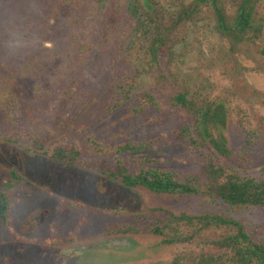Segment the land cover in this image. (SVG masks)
I'll return each instance as SVG.
<instances>
[{"label": "rangeland", "instance_id": "rangeland-1", "mask_svg": "<svg viewBox=\"0 0 264 264\" xmlns=\"http://www.w3.org/2000/svg\"><path fill=\"white\" fill-rule=\"evenodd\" d=\"M80 1L87 8L75 24L60 18L55 0H0V113L9 103L21 113L12 126L0 120V139L17 133L29 144L88 135L107 145L151 142L145 165L192 181L204 194L129 191L0 140V198L9 204L7 223L0 215V264H187L199 255L234 264L214 244L226 231L171 246L151 231L164 227L169 213L213 214L242 222L264 242V208L227 206L208 192L222 173L264 181V0L254 3L253 29L243 36H222L209 12L178 28L171 54L164 49L148 73L151 38L129 0ZM160 1L172 10L194 2ZM236 3L226 0L230 18ZM183 92L197 104L218 105L215 135L229 155L199 138L197 118L174 100ZM107 164L114 168L115 159Z\"/></svg>", "mask_w": 264, "mask_h": 264}, {"label": "trees", "instance_id": "trees-1", "mask_svg": "<svg viewBox=\"0 0 264 264\" xmlns=\"http://www.w3.org/2000/svg\"><path fill=\"white\" fill-rule=\"evenodd\" d=\"M99 2V0H96ZM257 0H238L236 11L232 18L227 15L226 0H194L186 10H172L165 7L160 0H129L130 11L138 18L140 24L147 28V36L151 38L152 61L147 63L145 72L151 71L152 63L157 61L161 52L166 49L171 54L172 34L178 28L201 21L209 13L213 14L218 22V31L222 36H243L252 30L254 3ZM59 16L63 20L75 18L86 8L78 0H55ZM101 2V0H100ZM207 8L208 11L202 8ZM86 14H89L85 12ZM75 17V18H73ZM71 19V20H70ZM77 24V23H75ZM140 73V72H139ZM139 73L131 81L132 86L139 83L142 75ZM146 102H154L152 95L144 94ZM176 105H181L186 111L197 118L196 132L199 138L207 140L222 154L229 155L225 141L216 137L217 104L203 102L197 104L189 93L183 92L174 97ZM2 109V107H1ZM0 113V120H7V125H14L19 117L18 104L9 103ZM21 116V115H20ZM188 132V130H187ZM189 133V132H188ZM193 137V136H192ZM31 139V138H28ZM194 139V137H193ZM6 144L14 145L25 153L38 154L73 168H81L89 172L98 173L118 186L129 191H148L158 196L173 199L192 198L203 195L200 187L192 181L178 178L170 171L159 170L145 165L148 160L143 155L154 150L151 142H127L116 145H107L94 135H88L80 141H71L64 138H51L41 141L34 139L31 144L24 142V136L12 134L0 139ZM194 142V140H193ZM133 158V163H129ZM102 160L98 162V160ZM115 159L116 166L110 167L108 160ZM126 159V160H123ZM135 164V165H134ZM15 179L20 178L17 172L9 170ZM223 178V179H222ZM7 182H4L6 185ZM209 194L227 206H246L264 208V181L242 179L235 175L222 173L209 187ZM9 214V204L5 196L0 198V215L5 223ZM168 221L164 227L152 229L151 233L163 239V244H187L211 231H226L214 242L221 252L227 254V261L234 264H264V242L256 240L247 231L245 225L222 215L189 216L186 214L174 215L169 213ZM186 227L192 231L191 235L180 234V229ZM231 254V257L228 256ZM176 264H179L178 261ZM187 264H227L223 256L199 255L194 256Z\"/></svg>", "mask_w": 264, "mask_h": 264}]
</instances>
